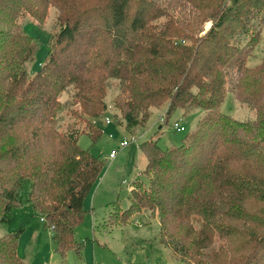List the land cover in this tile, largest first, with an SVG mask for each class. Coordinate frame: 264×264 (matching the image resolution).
I'll use <instances>...</instances> for the list:
<instances>
[{"label": "trees", "instance_id": "1", "mask_svg": "<svg viewBox=\"0 0 264 264\" xmlns=\"http://www.w3.org/2000/svg\"><path fill=\"white\" fill-rule=\"evenodd\" d=\"M50 5L60 31L30 77L39 46L20 19L41 24ZM191 19L201 26L197 38L182 34ZM262 21L264 0H0V222H11L25 193L56 250L81 251L76 230L104 160L78 145L81 133L58 129L61 95L73 91L80 111L69 112L96 140L108 81L119 79L114 105L130 132L167 101V117L181 108L204 115L180 144L163 147L153 137L141 144L149 184L134 181L129 207L111 217L123 224L136 213L157 217L161 243L186 264H264V57L250 66L256 43L241 37L253 39ZM230 79L255 118L221 109ZM23 230L0 237V264H25Z\"/></svg>", "mask_w": 264, "mask_h": 264}, {"label": "rangeland", "instance_id": "2", "mask_svg": "<svg viewBox=\"0 0 264 264\" xmlns=\"http://www.w3.org/2000/svg\"><path fill=\"white\" fill-rule=\"evenodd\" d=\"M184 9L189 12L188 5ZM48 10V17L41 24L29 15L20 19L26 33L39 46L35 59L27 65L30 77L47 61L52 36L60 31L57 7L50 5ZM191 21L190 30L187 31L184 27L182 34L189 33L197 38L201 26L198 27L192 19ZM210 25L211 22H206L203 29L208 30ZM251 31L253 39L249 35L241 37L244 44L256 43L248 62L250 66H255L264 57V21L261 27L257 26V29ZM203 33L204 31L201 34ZM177 40H182L186 45L193 44V40L185 36ZM228 83L221 109L239 120L255 118L257 109L238 97L236 81L230 79ZM120 91V80L109 79L104 99L107 110L101 117L96 118L102 134L96 140L85 133L88 131L87 124L69 112L70 109L80 111L79 104L71 105L73 91L61 95L62 102H66V108L60 112L58 129L65 134L71 131L81 133L78 145L102 158L104 169L84 200L85 218L75 235L78 242L84 243L80 252L71 248L62 255L56 250L51 228L45 226L42 216L27 202L26 194L23 193L22 203L14 210L11 222H0V237L24 229L19 238L18 255L25 264H186L170 247L161 243L160 222L157 217L153 218L149 213H136L130 223L123 224L118 223L111 215L116 207H129L130 190L134 181L139 179L149 184V177L143 172L147 159L141 150V144L151 137L157 139L163 147L180 144L186 132L195 129L196 123L204 115V110L197 108L187 113L181 108L167 117V101L151 108L146 124L137 126L130 132L119 122L122 113L114 105ZM114 114H118L117 121ZM175 122L185 126L186 131H176ZM134 138L136 141H133ZM123 141L131 144L122 146ZM113 150L117 151L115 158L110 157Z\"/></svg>", "mask_w": 264, "mask_h": 264}, {"label": "built area", "instance_id": "3", "mask_svg": "<svg viewBox=\"0 0 264 264\" xmlns=\"http://www.w3.org/2000/svg\"><path fill=\"white\" fill-rule=\"evenodd\" d=\"M107 122H109V120H107ZM174 129L177 130V131H182V132H183V131H186L185 126L181 125L179 122H175V123H174ZM133 141H136V138H134ZM130 144H131V143H130L129 141H123V142L121 143V145H122V146H125V147H126V146H129ZM116 154H117V151L113 150L112 153L110 154V157H111V158H115ZM42 221L44 222L45 219L42 218Z\"/></svg>", "mask_w": 264, "mask_h": 264}]
</instances>
